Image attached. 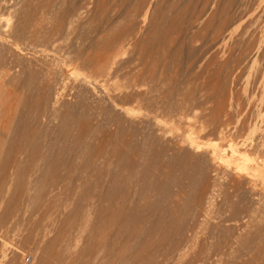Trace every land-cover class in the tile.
Returning a JSON list of instances; mask_svg holds the SVG:
<instances>
[{
  "label": "rangeland",
  "instance_id": "374dc122",
  "mask_svg": "<svg viewBox=\"0 0 264 264\" xmlns=\"http://www.w3.org/2000/svg\"><path fill=\"white\" fill-rule=\"evenodd\" d=\"M8 2L0 264H264V0Z\"/></svg>",
  "mask_w": 264,
  "mask_h": 264
},
{
  "label": "bare ground",
  "instance_id": "6f19581e",
  "mask_svg": "<svg viewBox=\"0 0 264 264\" xmlns=\"http://www.w3.org/2000/svg\"><path fill=\"white\" fill-rule=\"evenodd\" d=\"M26 1V0H25ZM31 1V0H30ZM63 1H65V0H63ZM76 1V0H75ZM137 1V0H136ZM157 1H159V0H150V2H149V4H148V6H147V8L145 9V11L143 10V18L141 17L140 19H141V23H143L144 25L147 23L146 21L147 20H149L150 19V16L151 15H154L153 13H152V11H154V8L156 7V3H157ZM164 1V0H163ZM24 2V1H23ZM72 2H74V0H72ZM140 2V1H139ZM161 2V1H160ZM159 2V3H160ZM7 3H9V4H11L10 2H8V0H0V9H3V8H5L6 7V5H7ZM76 4V3H75ZM257 4H259V3H257ZM17 5V4H16ZM73 5H74V3H73ZM139 5V4H138ZM137 5V6H138ZM141 5V4H140ZM14 6V5H13ZM12 6V7H13ZM53 7V6H52ZM55 7V6H54ZM53 7V8H54ZM142 8H144V5H142L141 6ZM204 7V6H203ZM39 8V7H38ZM131 8V7H130ZM138 8V7H137ZM42 9V8H41ZM121 9V8H120ZM141 9V8H140ZM5 10H8V9H6L5 8ZM131 10V9H130ZM139 10V9H138ZM16 10H14V12H15ZM18 11V10H17ZM26 11V10H25ZM74 11V10H73ZM129 11V10H128ZM137 11V10H136ZM142 11V10H141ZM77 11H74L73 13H76ZM80 12V11H79ZM252 12V11H251ZM11 13V12H10ZM17 13V12H16ZM20 13V12H19ZM72 13V12H71ZM131 13H132V10H131ZM152 13V14H151ZM260 13V12H259ZM81 14V13H80ZM141 14V13H140ZM1 15V14H0ZM156 15V14H155ZM216 15V14H215ZM17 16V15H16ZM71 16H73V15H71ZM128 16V15H127ZM209 16V15H208ZM1 17V16H0ZM14 17V16H13ZM37 17V16H36ZM77 17H79V15L77 16ZM200 17V16H199ZM220 17V16H219ZM28 18V17H27ZM71 18V17H70ZM75 18V17H74ZM81 18V17H80ZM136 18V17H135ZM153 18V16L151 17V19ZM249 18V17H248ZM15 19V18H14ZM210 19V18H209ZM16 20V19H15ZM71 20H72V18H71ZM2 21V20H1ZM14 21V20H13ZM78 21V20H77ZM156 21V20H155ZM149 22V21H148ZM151 22V21H150ZM179 22V21H178ZM181 22V21H180ZM2 23H3V21H2ZM6 23V22H5ZM88 23V22H87ZM208 23V22H207ZM250 23H251V21H250ZM35 24V23H34ZM155 24V23H154ZM2 25V24H1ZM4 25V24H3ZM46 25H47V23H46ZM140 25V24H139ZM147 25H148V23H147ZM247 25V24H246ZM143 26V25H142ZM155 26V25H154ZM153 26V27H154ZM15 27H16V25H15ZM83 27V26H82ZM89 27V26H88ZM110 27V26H109ZM222 27H224V25L222 26ZM87 28V27H86ZM19 29H20V27H18V28H12L11 29V26H10V24L7 22L4 26H0V35H2L1 36V40L2 41H4L5 43H6V45H11L13 48V50L15 51V55L17 54L16 52H20V48H19V46H21V45H19L18 44V41L16 40L17 38H15L16 37V35L15 34H19L20 32H19ZM70 29V28H69ZM88 29V28H87ZM133 29H135V28H133ZM137 29H139V28H137ZM148 29V28H147ZM156 29V28H155ZM160 29V28H159ZM11 30H12V32H11ZM21 30V29H20ZM86 30V29H85ZM222 30H223V28H222ZM27 31H29L28 29H27ZM68 31V30H67ZM81 31V30H80ZM144 31V30H143ZM188 31V30H187ZM217 31V30H216ZM254 31V30H253ZM12 33V35L10 34H8V33ZM44 32V31H43ZM76 32V31H75ZM89 32V31H88ZM87 32V33H88ZM14 33V34H13ZM31 33V32H30ZM107 33H109V31L107 32ZM145 33H147V32H145ZM148 33H149V31H148ZM147 33V34H148ZM6 34H8V35H6ZM22 34V33H21ZM54 34H56V33H54ZM58 34V33H57ZM72 34V33H71ZM89 34V33H88ZM196 34H198V33H196ZM214 34V33H213ZM223 34V33H222ZM243 34H244V32H243ZM83 35H84V33H83ZM121 35V34H120ZM240 35V34H239ZM20 36V35H19ZM23 36H24V34H23ZM22 36V37H23ZM30 36V35H29ZM128 36V35H127ZM25 37V36H24ZM84 37V36H83ZM87 37V36H86ZM125 37V36H124ZM198 37V36H197ZM197 37H196V39H197ZM256 37V36H255ZM30 38V37H29ZM28 38V39H29ZM250 38V37H249ZM25 39H26V37H25ZM53 39V38H52ZM82 39V38H81ZM124 39V38H123ZM131 39V38H130ZM234 39H236V38H234ZM132 40V39H131ZM47 41V40H46ZM52 42H53V40H51ZM194 41V40H193ZM192 41V42H193ZM203 41V40H202ZM252 41V40H251ZM82 42V41H81ZM84 43H85V40L83 41ZM123 42V41H122ZM167 42V41H166ZM165 42V43H166ZM170 42V41H169ZM218 42V41H217ZM234 42V41H233ZM5 43H4V45H5ZM20 43V42H19ZM36 43H37V41H36ZM46 43V42H45ZM51 43V42H50ZM56 43V42H55ZM112 43H114V42H112ZM117 43V42H116ZM254 43V42H253ZM41 44H42V42H41ZM127 44V43H126ZM157 44V43H156ZM234 44V43H233ZM2 45H3V43L1 42V45H0V47H2ZM5 45V47H8V46H6ZM45 45V44H44ZM112 45V44H111ZM133 45V44H132ZM35 46V45H34ZM41 46V45H40ZM50 46V45H49ZM116 46H117V44H116ZM156 46V45H155ZM167 46V45H166ZM251 46V45H250ZM44 47V46H43ZM34 48V47H33ZM85 48V47H84ZM255 48V47H254ZM82 49V48H81ZM164 49V48H163ZM230 50V49H229ZM233 50H234V48H233ZM249 50V49H248ZM7 51V50H6ZM6 51H3V53L5 54V52ZM21 51H23V50H21ZM164 51V50H163ZM173 51V50H172ZM205 51V50H204ZM253 51V50H252ZM24 52V51H23ZM230 52H233V51H231L230 50ZM7 53V52H6ZM94 53V52H93ZM213 53V52H212ZM164 54H165V52H164ZM215 54H217V53H215ZM229 54V53H228ZM6 55V54H5ZM4 55V56H5ZM19 55H21V54H19ZM8 56V55H7ZM9 56H10V54H9ZM9 56H8V58L7 57H4V58H6V60H5V62L7 63L8 62V60L7 59H9ZM18 55H16L15 57H17ZM24 56V55H23ZM233 56V55H232ZM231 56V57H232ZM250 56V55H249ZM257 56H259V55H257ZM263 56V55H262ZM1 58H2V56H0ZM14 57V58H15ZM20 57V56H19ZM79 57V56H78ZM236 57V56H235ZM254 57V56H253ZM13 58V59H14ZM23 58V57H22ZM243 58V57H242ZM252 58V57H251ZM3 59V58H2ZM1 59V60H2ZM20 59V58H19ZM24 59V58H23ZM76 59V58H75ZM79 59V58H78ZM181 59V58H180ZM179 59V60H180ZM241 59V58H240ZM244 59V58H243ZM0 60V61H1ZM16 60V59H15ZM18 60V59H17ZM30 60V59H29ZM83 60H85V59H83ZM82 60V61H83ZM20 61H21V59H20ZM25 61V60H24ZM33 61V60H32ZM36 61V60H35ZM163 61V60H162ZM190 61V60H189ZM226 61V60H225ZM243 61V60H242ZM2 62V61H1ZM3 62H4V60H3ZM13 62V61H12ZM15 62V61H14ZM17 63V65H18V63H19V61H16ZM92 62V61H91ZM5 63V64H6ZM9 63V62H8ZM80 63V62H79ZM181 63V62H180ZM232 63V62H231ZM256 63V62H255ZM3 64V63H2ZM14 64V63H13ZM19 64H22L21 66H23V63H19ZM28 64V63H27ZM31 64H32V62H31ZM178 64V63H177ZM233 64V63H232ZM237 64V63H236ZM238 64H240V63H238ZM4 65V64H3ZM9 65V64H8ZM24 65H26L25 63H24ZM34 65V64H33ZM36 65V64H35ZM38 65V64H37ZM4 67H5V65H4ZM11 67H12V65H11ZM16 67H19V66H16ZM31 67V66H30ZM37 67H39V66H37ZM44 67V66H43ZM227 67V66H226ZM239 67V66H238ZM254 67V66H253ZM263 67V66H262ZM26 68V67H25ZM229 68V67H228ZM233 68V67H232ZM41 69V68H40ZM43 69V68H42ZM106 69V68H105ZM17 70V69H16ZM21 70V69H20ZM37 70H38V68H37ZM45 70H46V68H45ZM45 70H43V71H45ZM11 71V70H10ZM15 71V70H14ZM33 71H35L34 69H33ZM106 71V70H105ZM25 72H26V69H25ZM40 72V71H39ZM48 72V71H47ZM84 72V71H83ZM13 73V72H12ZM15 73H17L16 71H15ZM47 74V73H46ZM101 74V73H100ZM34 75V74H33ZM93 75H95V74H93ZM98 75V74H97ZM96 75V76H97ZM208 76H210V75H208ZM39 77V76H38ZM17 78V77H16ZM44 78V77H43ZM88 78V77H87ZM97 78V77H96ZM49 79V78H48ZM65 79V78H64ZM209 79V78H208ZM257 79H259V78H257ZM88 80V79H87ZM7 82V81H6ZM19 82V81H18ZM99 82H101V81H99ZM55 83V82H54ZM104 83V82H103ZM58 84V83H57ZM47 85V84H46ZM226 87V86H225ZM262 87V86H261ZM59 91H60V89H59ZM59 93V92H58ZM53 94V93H52ZM1 95H3V92H1L0 91V96ZM59 95V94H58ZM58 95L56 96V97H58ZM43 96V95H42ZM50 97H51V95H50ZM52 98V97H51ZM63 98V97H62ZM113 98V97H112ZM115 100V99H114ZM57 101V100H56ZM61 101V100H60ZM59 103V102H58ZM57 103V104H58ZM45 104V103H44ZM39 106V105H38ZM228 107V106H227ZM48 109V108H47ZM45 110V109H44ZM43 110V111H44ZM58 110V109H57ZM37 111V110H36ZM60 111V110H59ZM35 113V112H34ZM44 113V112H43ZM52 113V112H51ZM222 113V112H221ZM1 114H3V113H0V123H3L2 121H3V116H1ZM218 114V113H217ZM220 114V113H219ZM35 115V114H34ZM217 116V115H216ZM214 118V117H213ZM45 120V119H44ZM218 120V119H217ZM244 120V119H243ZM217 122V121H216ZM219 122V121H218ZM223 124V123H222ZM2 125V124H1ZM229 125V124H228ZM225 126V125H224ZM227 126V125H226ZM45 127V126H44ZM222 127H223V125H222ZM243 127V126H242ZM217 128H219V127H217ZM218 130H220V129H218ZM218 130L216 131V132H218ZM225 130V128L223 129V131ZM210 131V130H209ZM222 131V132H223ZM2 132V131H1ZM214 133H215V130L213 131ZM209 133V132H208ZM218 133H220V132H218ZM226 133V132H225ZM225 133H223V134H225ZM228 133V132H227ZM261 133H263L262 131H261ZM220 136V135H219ZM222 136V135H221ZM230 136V135H229ZM210 137V136H209ZM260 137V136H259ZM9 138V137H8ZM261 138V137H260ZM34 139V138H33ZM227 139V138H226ZM244 139V138H243ZM203 140V139H202ZM232 140V139H231ZM248 139H246V141H247ZM257 140H259V139H257ZM262 140V139H261ZM243 141V140H242ZM245 142V141H244ZM256 143V142H255ZM255 143H253V144H255ZM260 143V142H259ZM201 144V143H200ZM199 144V145H200ZM250 144H251V142H250ZM13 145V144H12ZM18 145V144H17ZM194 144L192 143V144H190V146H192V150H194V149H201L200 147H196V146H193ZM203 145V144H202ZM231 146H232V144H231ZM244 146H245V144H244ZM259 146H261V145H259ZM8 147V146H7ZM225 147V146H224ZM233 147V146H232ZM246 147H247V145H246ZM26 148V147H25ZM220 148V147H219ZM218 148V149H219ZM228 148V147H227ZM226 148V149H227ZM239 148V147H238ZM244 148V147H243ZM260 148V147H259ZM8 149V148H7ZM21 149H23V148H21ZM203 149V148H202ZM223 148H221L220 149V151L222 150ZM232 149V148H231ZM15 150V149H14ZM24 150V149H23ZM22 150V151H23ZM198 150V151H199ZM242 150H244V149H242ZM252 150V149H251ZM21 151V152H22ZM25 151V150H24ZM197 151V152H198ZM201 151V150H200ZM214 153H213V156H211L212 158H214L213 160H215V161H217V159H219V160H221L222 161V157L221 158H218V153L216 154L215 153V151L214 150H212ZM219 151V150H218ZM217 151V152H218ZM233 151V150H232ZM248 150H246V151H244V153L242 152V151H240V150H234L233 152H230V153H232L231 154V159H230V162H226V160H223V162L225 161L226 163H230L231 164V166L233 165L234 166V169H235V171H237V173L239 172V173H244V175H247L248 173H250V164H252L251 162L253 161L249 156H250V154H249V152H248V154H249V156H248V154H245L246 152H247ZM210 152H211V150H210ZM222 152H223V150H222ZM253 152V151H252ZM23 153V152H22ZM212 153V152H211ZM210 153V154H211ZM229 152H227V154H228ZM204 154V153H203ZM202 154V155H203ZM205 154H206V152H205ZM220 154V153H219ZM223 154V153H222ZM13 155V154H12ZM206 155H209L208 153L206 154ZM205 155V157L207 158V156ZM10 156V155H9ZM25 157H26V155H24ZM223 156H224V154H223ZM226 156V155H225ZM263 156V155H262ZM7 157V156H6ZM28 157V156H27ZM204 157V156H203ZM209 157V156H208ZM219 157H220V155H219ZM226 157H228V155L226 156ZM210 158V157H209ZM43 159V158H42ZM257 159H259V158H257ZM9 160V159H8ZM27 160V159H26ZM26 160H25V162H26ZM92 160V159H91ZM95 160V159H94ZM9 161H11V160H9ZM8 161V162H9ZM19 161V160H18ZM97 161V160H96ZM221 161H219V162H221ZM14 162V161H13ZM24 162V163H25ZM72 162V161H71ZM224 162V163H225ZM3 163V162H2ZM61 163V162H60ZM94 163V162H93ZM214 163V162H213ZM0 164H1V162H0ZM4 164V163H3ZM26 164V163H25ZM24 164V165H25ZM73 164V163H72ZM221 164V163H220ZM220 164H219V166H220ZM2 165V164H1ZM5 165V164H4ZM13 165V164H12ZM19 165V164H18ZM17 165V166H18ZM214 165H217L218 166V164H214ZM226 165H229V164H226ZM257 165V164H256ZM7 166V165H6ZM5 166V167H6ZM22 166V165H21ZM63 166V165H62ZM254 166V165H253ZM261 166V165H260ZM8 167V166H7ZM6 167V168H7ZM255 167V166H254ZM14 168V167H13ZM16 168V167H15ZM32 168V167H31ZM85 168V167H84ZM4 169V168H3ZM17 169H21V168H17ZM260 169V168H259ZM11 170H12V167H11ZM262 170V169H261ZM5 171H7V170H5ZM215 171H216V167H215ZM214 171V172H215ZM219 171V170H218ZM12 173V172H11ZM14 173V172H13ZM16 173V172H15ZM54 173V172H53ZM216 173V172H215ZM238 173V174H239ZM11 175V174H10ZM61 175V174H60ZM218 175V174H217ZM241 175V174H240ZM249 175H251V174H249ZM7 176V175H6ZM12 176H13V174H12ZM19 176V175H18ZM4 177H5V175H4ZM11 177V176H10ZM6 178V177H5ZM9 178V177H8ZM248 179V178H247ZM2 182H0V184H1ZM1 185H5V184H1ZM257 185V184H256ZM55 188V187H54ZM1 190V189H0ZM19 192V191H18ZM2 197V196H1ZM45 198V197H44ZM3 199V198H2ZM8 200V199H7ZM2 201V200H1ZM12 201H14V199L12 200ZM16 201V200H15ZM15 201L13 202V204L15 203ZM21 201V200H20ZM10 202V201H9ZM8 202V203H9ZM17 202V201H16ZM11 203V202H10ZM26 203V202H25ZM32 203V202H31ZM34 203V202H33ZM37 203V202H36ZM18 204H19V202H18ZM12 205V204H11ZM17 204H15V206H16ZM24 205V204H23ZM40 205V204H39ZM48 205V204H47ZM8 206V205H7ZM14 206V207H15ZM17 207V206H16ZM15 207V208H16ZM48 207V206H47ZM55 207H56V205H55ZM18 208V207H17ZM16 208V209H17ZM38 208V207H37ZM40 208V207H39ZM38 208V209H39ZM52 208V207H51ZM15 209V210H16ZM41 210H42V208H40ZM45 209V208H44ZM47 209H49V208H47ZM52 210H53V208H52ZM55 210V209H54ZM43 211V210H42ZM48 210H46V212H47ZM51 211V210H50ZM180 211V210H179ZM17 212V211H16ZM15 212V213H16ZM12 212H10L9 214H11ZM214 213V212H213ZM8 214V213H7ZM7 214H5V215H7ZM17 214H18V212H17ZM35 214H37L36 212H35ZM43 214H44V211H43ZM43 214H39V215H43ZM38 215V216H39ZM47 214L45 213V215H43L44 217L46 216ZM3 216H4V214H3ZM37 216V215H36ZM213 216V215H212ZM2 217V216H1ZM5 218H6V216H5ZM37 218V217H36ZM8 219L9 220H11V217L9 218L8 217ZM9 220H8V222H9ZM24 220V219H23ZM39 220V219H38ZM43 220H46V219H43ZM1 221L3 222V220L1 219ZM45 222V221H44ZM47 223V222H46ZM49 223V222H48ZM63 223V222H62ZM39 224V223H38ZM32 225V224H31ZM68 225V224H67ZM66 225V226H67ZM42 226V225H41ZM47 225H45V228L47 229V227H46ZM32 228H34L33 227V225L31 226ZM30 227V228H31ZM39 227V226H38ZM42 227H44V226H42ZM63 228H64V225H63ZM39 229V228H38ZM42 229H44V228H42ZM173 230V229H172ZM30 231H33L32 229L30 230ZM38 231H41L40 229L38 230ZM65 231V230H64ZM46 232V231H45ZM40 233V232H39ZM44 233V232H43ZM43 233H40V234H43ZM49 233V232H48ZM62 233H64V232H62ZM33 234H35V231H33V233L32 232H30V234H28L29 235V237L28 238H30V235H33ZM46 235H47V233H45ZM149 235V234H148ZM34 236V235H33ZM33 236H31V239H32V241H34L33 239ZM37 236H38V234H37ZM44 236V235H43ZM46 237V236H45ZM63 236H59V237H57L53 242H52V245H51V248L49 249V250H46V255L47 256H49V258H51V260H53L52 258H54V259H57V258H62V257H64V251H63V249H64V247H62L61 246V242L63 241L62 238ZM164 237H165V235H164ZM27 239V238H26ZM62 240V241H61ZM160 240V239H159ZM158 240V241H159ZM163 241V240H162ZM165 241V240H164ZM238 241V240H237ZM168 242V241H167ZM156 243V242H155ZM155 243L153 242V246H155ZM148 244V243H147ZM62 245H63V243H62ZM160 245V244H159ZM158 245V246H159ZM171 245V244H170ZM50 246V245H49ZM157 246V247H158ZM48 247V246H47ZM63 249H62V248ZM150 247V246H149ZM156 247V246H155ZM2 248H4V246L2 247ZM154 248V247H153ZM146 249V248H145ZM155 249V248H154ZM160 249V248H159ZM65 250V249H64ZM150 250V249H149ZM158 250V249H157ZM3 249H1V253L0 254H4L3 253ZM48 251V252H47ZM67 251V250H66ZM149 252H147V254H148ZM146 254V253H145ZM158 254V253H157ZM146 256V255H145ZM7 257V256H6ZM5 257V255L3 256H0V263H2L3 261H4V259L6 258ZM71 257V256H70ZM45 259H46V257H45ZM69 259V258H68ZM135 260V259H134ZM148 260H150V259H148ZM58 261H60V260H58ZM52 262V261H51ZM50 263V262H49ZM48 264V263H47ZM51 264V263H50ZM145 264V263H144Z\"/></svg>",
  "mask_w": 264,
  "mask_h": 264
},
{
  "label": "built area",
  "instance_id": "2783aa9c",
  "mask_svg": "<svg viewBox=\"0 0 264 264\" xmlns=\"http://www.w3.org/2000/svg\"><path fill=\"white\" fill-rule=\"evenodd\" d=\"M29 262V261H28Z\"/></svg>",
  "mask_w": 264,
  "mask_h": 264
}]
</instances>
